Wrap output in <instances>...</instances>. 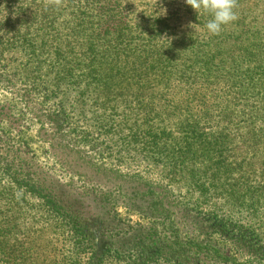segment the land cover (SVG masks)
Wrapping results in <instances>:
<instances>
[{
    "label": "trees",
    "instance_id": "trees-1",
    "mask_svg": "<svg viewBox=\"0 0 264 264\" xmlns=\"http://www.w3.org/2000/svg\"><path fill=\"white\" fill-rule=\"evenodd\" d=\"M234 10L212 36L185 0H0V108L48 154L0 117V264L41 258L13 244L37 216L41 264H264V0Z\"/></svg>",
    "mask_w": 264,
    "mask_h": 264
},
{
    "label": "rangeland",
    "instance_id": "rangeland-1",
    "mask_svg": "<svg viewBox=\"0 0 264 264\" xmlns=\"http://www.w3.org/2000/svg\"><path fill=\"white\" fill-rule=\"evenodd\" d=\"M124 1L126 3H129L133 8L138 6V3L141 2V0H124ZM8 99H9L8 92H2L0 90V103L5 102L8 104ZM17 107L20 108V105H17ZM10 110L8 105H5L3 108H0V117L8 119L9 121L8 126L14 129L13 134L18 136L17 139L27 142V144H29L31 151L37 156V158L40 161L43 162L47 161L48 154H46V147L43 145L44 139L42 138V136H37L36 133L38 126L36 124H31L30 122L27 121L26 118L23 121L17 118L11 119ZM13 111L16 114L14 109ZM29 127L31 128L29 129ZM50 154L52 155L53 158L56 157L63 161L70 160V158L66 157V152L59 151ZM149 173H150L149 175H151L152 181H154L156 184H160V185L165 184L166 181H163L162 179L163 177L160 175V171L151 169ZM173 189L179 193L180 192L183 193L185 187L183 184L176 183L175 185H173ZM89 203L90 202L87 201V204ZM91 207H93V203H91ZM118 211L120 213V216L132 225L135 226L148 225L150 223L149 219H147L145 216L135 211H131L129 209L127 210L124 207H119ZM46 219L47 218L44 216L42 217L37 216L35 218L26 217V219L24 220H20L16 222L14 221L12 223V225L16 227V229L14 230L15 236H14L13 244L15 243L16 246L23 245L22 248L29 251V254L34 252V255L39 254V256H41V258L37 257L33 261L29 260L28 264H41L42 259L45 258L46 255L50 256V258L53 259L56 253L57 256L53 260L58 262L60 256L58 253V250L60 248L59 246L60 239L58 236L57 229L49 222L48 219L47 220ZM176 221L181 225H185V223L183 224L179 220V218H176ZM35 251L37 253H35Z\"/></svg>",
    "mask_w": 264,
    "mask_h": 264
},
{
    "label": "clouds",
    "instance_id": "clouds-1",
    "mask_svg": "<svg viewBox=\"0 0 264 264\" xmlns=\"http://www.w3.org/2000/svg\"><path fill=\"white\" fill-rule=\"evenodd\" d=\"M198 15L209 17L204 28L209 35H219L222 28L237 19L236 0H185Z\"/></svg>",
    "mask_w": 264,
    "mask_h": 264
}]
</instances>
